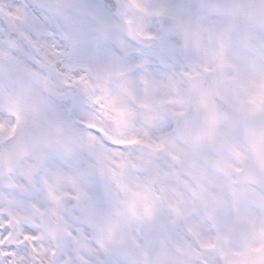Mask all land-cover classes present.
<instances>
[{
  "label": "clouds",
  "instance_id": "obj_1",
  "mask_svg": "<svg viewBox=\"0 0 264 264\" xmlns=\"http://www.w3.org/2000/svg\"><path fill=\"white\" fill-rule=\"evenodd\" d=\"M0 241L264 264V0H0Z\"/></svg>",
  "mask_w": 264,
  "mask_h": 264
},
{
  "label": "snow or ice",
  "instance_id": "obj_2",
  "mask_svg": "<svg viewBox=\"0 0 264 264\" xmlns=\"http://www.w3.org/2000/svg\"><path fill=\"white\" fill-rule=\"evenodd\" d=\"M26 240L32 239L30 236L25 237ZM3 241H0V256L6 257L8 259H11V256L14 254L11 249L9 250H3Z\"/></svg>",
  "mask_w": 264,
  "mask_h": 264
}]
</instances>
